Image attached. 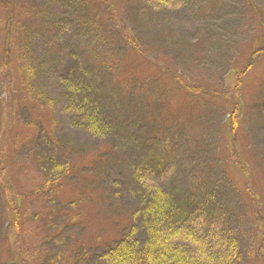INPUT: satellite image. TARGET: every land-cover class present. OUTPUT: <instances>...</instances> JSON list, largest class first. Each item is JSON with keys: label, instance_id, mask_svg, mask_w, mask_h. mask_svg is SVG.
<instances>
[{"label": "rangeland", "instance_id": "374dc122", "mask_svg": "<svg viewBox=\"0 0 264 264\" xmlns=\"http://www.w3.org/2000/svg\"><path fill=\"white\" fill-rule=\"evenodd\" d=\"M65 1L16 0L11 55L7 56V13L0 0V175L6 174L0 179V264L10 260L12 253L16 261L17 250L21 252L19 264H105L99 259L103 246H92L115 227L105 219L103 207H92L86 194L79 195L78 179L88 170H79V177L68 172L54 186L47 184L60 175L62 156L74 155L68 153L72 150L68 144H94L61 111L64 101L57 81L61 72L87 85L84 101L93 95L109 107L120 133L144 137L146 128L172 118L176 132L171 130L164 142L168 155L179 149L178 175L190 182L212 179L218 205L228 213L238 243L235 264H264V0H172L173 4L168 0L165 6L153 0V8L144 0H114V9L108 0H84V17L75 0ZM43 15H47L45 20ZM26 19H38L44 28L37 31L35 25L32 37ZM53 25L63 27L60 36L65 40H55L53 35L55 44L49 40ZM124 29L139 38L148 59L128 50ZM154 56L167 64L166 74L149 62ZM249 60L253 63L247 70ZM25 66L34 68L28 85L36 94L23 87L27 86ZM244 70L240 153L250 163L251 180L248 172L231 161V145L224 136L229 97L236 100L229 92L237 85L238 71ZM8 72L21 102L13 125H4L11 116L5 100ZM171 72L199 83L204 93L216 90L220 95L214 99L185 95L176 86L164 85ZM95 112L92 109V115ZM247 186L260 194L261 208ZM12 196L20 198L16 207L23 216L20 242L9 231L13 214L7 202ZM154 197L150 192L144 195L141 207L146 214L152 213ZM75 199L79 201L73 203ZM156 225L162 227L163 222H144L141 230L150 231ZM212 231L210 238L215 240L216 229Z\"/></svg>", "mask_w": 264, "mask_h": 264}, {"label": "trees", "instance_id": "16d2710c", "mask_svg": "<svg viewBox=\"0 0 264 264\" xmlns=\"http://www.w3.org/2000/svg\"><path fill=\"white\" fill-rule=\"evenodd\" d=\"M1 1L4 2L3 5L6 7L8 15H4L7 22L6 25L4 24V29L8 37L4 54L10 56L15 8L19 3L16 0ZM57 1L59 3L66 2L65 0ZM144 1L151 7L152 4L155 6L153 0ZM84 2V0H75L74 4L81 7ZM115 3L114 0H108L109 8L114 9ZM166 3L168 0H160L158 6H165ZM171 4H173L172 0ZM79 11L81 16H86L82 7L79 8ZM46 18L47 15H43V19ZM34 20H24L27 22V27L29 26L27 31L32 37L35 25H37L35 27L37 31L44 28L38 24V19L35 22ZM261 25L264 26L263 16ZM45 29L48 33L50 32L47 28ZM124 30L126 31L122 30V35H124L128 50L148 59V54L142 47L139 38L131 29ZM60 32L63 34V27L53 25L49 35V40L53 44L55 43L51 39L52 35L55 40L57 37L60 40H65L60 36ZM261 41L262 39L259 37L258 43ZM103 42L99 41L98 44L102 45ZM248 57L250 59V56ZM152 58L149 59V62L166 74L169 69L166 67L167 64L155 56ZM252 63L250 60L247 61L245 68L249 70ZM2 64L4 63L2 62ZM10 64V60L7 59L5 66L9 67ZM33 72L32 66H25L23 80L27 86H23L24 88L32 89L28 82L32 80ZM245 72V70L238 71L237 85L234 90L229 92L232 97H236V100L229 97L230 115L225 122L224 136L231 145V161L239 164L246 174L248 172V177L251 180L250 163L246 159L247 157H243L244 155L240 153L242 148L239 137L243 118L240 92ZM68 77L64 72H61L57 77V81L61 84L59 85V93L61 92L59 95L64 101L61 111L63 114L71 116L73 125L86 133L94 141V144L86 145L78 142L73 145L68 144V147L72 149L68 153L72 152L74 155L71 158L68 155L66 158L62 156L61 165H59L61 166L60 175L58 177L56 175L55 180L48 181L47 184L53 182L51 185L54 186L63 180L68 172H76L79 177V170H84V168L88 170V173L83 172L78 179V182L80 180L78 188L81 184L79 195L80 192L86 194L84 197L89 199L92 207H103L102 209L106 212L105 219L110 222L111 227H115L108 232L104 230L105 235L108 233V239H104L105 235L103 234L101 238L95 240L96 244L92 246L93 249L100 244L105 249L99 259L105 264H235L239 257L238 243L228 213L218 205L219 197L215 194L212 179L206 177L196 181H187L182 174L178 175L179 160L177 158L180 156L176 150L179 149L167 154L168 146L164 139L173 132L171 130L176 132L177 125L173 119L165 117L164 120H159L158 125L146 128V132L150 133H146L144 137H133L128 136L125 132L120 133V126L112 119L109 107L97 102L93 95L91 98L88 96V100L84 101L85 96L88 95L85 92L87 85H79L71 74ZM82 77L81 80L84 79L88 84L86 78ZM165 77L168 81H165L164 85L176 86L179 92L188 96L214 99L220 95L216 90L204 93V89L200 87L199 83L187 80L177 72H171ZM5 79H7L5 100L7 101L6 106L11 107V116H7V122L4 121V125L7 123L9 125L15 123L21 102L19 101L20 97L15 95L13 87H16V82L10 72ZM17 85L19 84L17 83ZM94 88L97 90L96 85ZM82 90L83 93H81ZM35 91L40 94V91ZM32 93L36 94L33 89ZM156 101L158 100L152 101V105H155ZM92 109L97 111L94 115H92ZM86 153V159L82 160ZM2 157L8 160V155L6 157L3 154ZM3 178H6V174L0 175V179ZM246 190L251 197L256 199L255 203L261 208V203L258 200L260 194L255 191L254 187L247 186ZM147 192L153 193L155 196L150 205L152 207L151 214H146L144 208L141 207ZM19 199V196L16 200L12 196L7 202L11 206L10 213L13 214L10 216L12 223L9 231L16 234L18 242L22 240L23 220L21 212L16 208L19 205ZM76 201L79 200L75 199L73 203ZM161 221L163 222L162 227L156 225L150 231L141 230V225L144 222L152 225L154 222L161 223ZM130 226L131 229L128 230ZM213 229H216L215 240L210 238L214 234ZM261 249L260 252L263 251V248ZM16 254V261L15 253H12L11 259L4 264H19L18 256L21 252L17 250ZM21 264L35 263L22 261Z\"/></svg>", "mask_w": 264, "mask_h": 264}]
</instances>
